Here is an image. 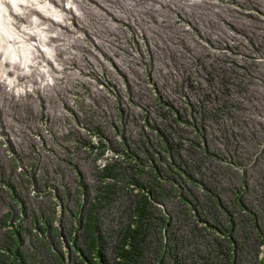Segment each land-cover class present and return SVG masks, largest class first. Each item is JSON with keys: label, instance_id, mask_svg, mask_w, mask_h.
Listing matches in <instances>:
<instances>
[{"label": "rangeland", "instance_id": "374dc122", "mask_svg": "<svg viewBox=\"0 0 264 264\" xmlns=\"http://www.w3.org/2000/svg\"><path fill=\"white\" fill-rule=\"evenodd\" d=\"M73 2L62 70L0 83V264H89L90 226L112 264L147 192L151 264H260L264 0Z\"/></svg>", "mask_w": 264, "mask_h": 264}, {"label": "bare ground", "instance_id": "6f19581e", "mask_svg": "<svg viewBox=\"0 0 264 264\" xmlns=\"http://www.w3.org/2000/svg\"><path fill=\"white\" fill-rule=\"evenodd\" d=\"M63 1L61 5L57 0H0L1 84L21 92L17 84L24 75L34 72L37 80L49 82L51 70H62L52 44L58 35L51 29L65 25V11L74 6L73 0Z\"/></svg>", "mask_w": 264, "mask_h": 264}, {"label": "trees", "instance_id": "16d2710c", "mask_svg": "<svg viewBox=\"0 0 264 264\" xmlns=\"http://www.w3.org/2000/svg\"><path fill=\"white\" fill-rule=\"evenodd\" d=\"M150 198L149 192L143 195L141 194L136 198L133 212L137 221L134 225L127 227L121 234L114 251V260L112 264H151L148 256L150 247L147 241V230L151 223L148 218V208L151 205ZM88 231L90 234V244L94 251V259L89 264H111L101 254L97 238L92 235L94 232L92 231L91 226ZM262 239L264 241V235L262 236ZM172 250L174 252L170 255L171 264H183L185 258L184 256H181V252L178 251L176 245H174ZM12 254L17 259L14 264H23L22 258L17 256V252H12ZM192 264L197 263L193 262ZM260 264H264V259L261 260Z\"/></svg>", "mask_w": 264, "mask_h": 264}, {"label": "clouds", "instance_id": "9594fccd", "mask_svg": "<svg viewBox=\"0 0 264 264\" xmlns=\"http://www.w3.org/2000/svg\"><path fill=\"white\" fill-rule=\"evenodd\" d=\"M12 7H13V9H14V8H15V5L13 4Z\"/></svg>", "mask_w": 264, "mask_h": 264}]
</instances>
